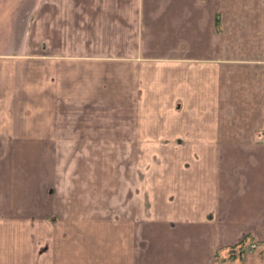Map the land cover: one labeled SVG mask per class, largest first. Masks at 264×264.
Segmentation results:
<instances>
[{
	"label": "crops",
	"instance_id": "crops-1",
	"mask_svg": "<svg viewBox=\"0 0 264 264\" xmlns=\"http://www.w3.org/2000/svg\"><path fill=\"white\" fill-rule=\"evenodd\" d=\"M81 252L264 264V0H0V264Z\"/></svg>",
	"mask_w": 264,
	"mask_h": 264
},
{
	"label": "rangeland",
	"instance_id": "rangeland-1",
	"mask_svg": "<svg viewBox=\"0 0 264 264\" xmlns=\"http://www.w3.org/2000/svg\"><path fill=\"white\" fill-rule=\"evenodd\" d=\"M100 198H102V203L103 204H106V206L108 205V197H106V196H102V197H100ZM125 198L124 197H120V200H122V202H123V200H124ZM117 200H118V197H117ZM150 203H151V200H150V198H149V205H150ZM148 205V206H149ZM133 207V206H132ZM157 213H158V215L160 216V214H161V211H157ZM71 214V213H70ZM93 214V213H92ZM113 214V213H112ZM116 214H118V216L120 215L121 216V219L120 220H122V221H126L127 222V224L128 223H131L132 224V222H136V219H138L139 218V212L138 211H136V210H133V211H129V212H125V211H123V212H119V211H117L116 212ZM109 215H111V213H109V212H107V211H105V212H103V213H101V216H99V218L98 217H95L96 219H102V220H108L109 219ZM114 215V214H113ZM148 216H152V213H150V215H148ZM135 219V220H134ZM132 221V222H131ZM156 222V221H155ZM127 226V225H126ZM126 226L125 227H116V228H114V233H116V235L117 236H119V237H128V239H127V242L128 243H130L131 241H132V243L134 244V251H135V246H136V241L140 238V237H142L143 236V234L142 233H140V229H136V227L135 226H133V227H129V225H128V227L126 228ZM108 230L109 229H107V233H108ZM247 242V241H246ZM246 242L245 241H243L242 243H240L238 246H236V248L238 247V249H239V251L238 252H242V251H244L245 250V247H247L248 245H246ZM100 244H104V246H107V245H109L108 243H100ZM95 245H96V243H93V247L91 248V250L93 251V248L95 247ZM251 246V245H250ZM101 247V246H100ZM250 248V247H249ZM102 249V248H101ZM231 251H234V250H231ZM109 252V251H108ZM107 252V253H108ZM99 259H98V257L95 255V254H92V252H81V254H80V264H88V263H96L97 261H98ZM101 260H103L102 259V257H101ZM107 264V263H106Z\"/></svg>",
	"mask_w": 264,
	"mask_h": 264
}]
</instances>
